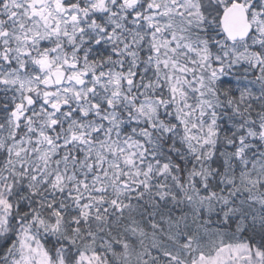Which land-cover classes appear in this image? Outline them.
<instances>
[{"label":"snow or ice","instance_id":"snow-or-ice-1","mask_svg":"<svg viewBox=\"0 0 264 264\" xmlns=\"http://www.w3.org/2000/svg\"><path fill=\"white\" fill-rule=\"evenodd\" d=\"M0 264H264V0H0Z\"/></svg>","mask_w":264,"mask_h":264}]
</instances>
